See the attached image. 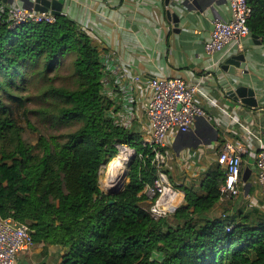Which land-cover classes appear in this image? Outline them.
I'll list each match as a JSON object with an SVG mask.
<instances>
[{"label":"trees","instance_id":"16d2710c","mask_svg":"<svg viewBox=\"0 0 264 264\" xmlns=\"http://www.w3.org/2000/svg\"><path fill=\"white\" fill-rule=\"evenodd\" d=\"M249 4V32L264 42V0ZM101 52L64 15L11 27L0 11V217L27 223L43 248L60 246L55 264H264V212H213L225 178L220 168L198 189L182 187L171 214L154 218L143 208L141 191L155 177L152 147L110 115ZM61 71L69 83L55 84ZM34 84L37 93L18 95ZM32 98L41 103L32 113L67 131L25 140L8 101L23 106ZM119 144L133 150L128 181L108 195L99 174Z\"/></svg>","mask_w":264,"mask_h":264},{"label":"crops","instance_id":"0c3cea01","mask_svg":"<svg viewBox=\"0 0 264 264\" xmlns=\"http://www.w3.org/2000/svg\"><path fill=\"white\" fill-rule=\"evenodd\" d=\"M55 1L60 3V15L90 34L101 56L112 59L126 78L140 77L132 91L129 113L125 112L127 93L118 88L115 76L105 77L104 94L112 101L110 115L142 140L150 137L146 115L152 95L149 79L179 76L198 85L196 102L205 116L197 117L188 131L171 129L167 135L164 170L170 183L181 191L184 186L198 189L209 171L220 168V151L229 145L241 147L240 193L231 199L234 204L229 201L230 211L255 208L264 212V191L255 169L256 154L264 146V42L261 37L256 42L249 34L240 50L227 48L207 54L203 47L210 37L212 20L230 18L228 0ZM5 3L32 7L26 0ZM170 13L176 15L177 23ZM229 60L237 62L240 77L223 69ZM239 86L254 91L256 106L229 95L230 89ZM246 168L250 174L244 181ZM225 202L220 198L213 212ZM39 245L35 244L30 257L37 256ZM62 251L60 246L50 245L44 248V256L56 259ZM25 257H20L18 264H26Z\"/></svg>","mask_w":264,"mask_h":264},{"label":"built area","instance_id":"2783aa9c","mask_svg":"<svg viewBox=\"0 0 264 264\" xmlns=\"http://www.w3.org/2000/svg\"><path fill=\"white\" fill-rule=\"evenodd\" d=\"M228 2L230 18L226 20L216 17L212 20L210 37L203 45L207 54L220 52L227 48L240 50L244 38L250 34L247 26V20L251 14L249 0H228ZM0 11L8 12L11 27L29 22L54 21V15L50 12H40L33 7L8 5L3 0H0ZM101 63L104 72L103 81L106 76H115L119 83L118 88L123 93H127L125 112L129 113L132 91L140 81V77L135 75L129 79L126 78L121 68L106 56H101ZM147 84L152 91L146 109L150 137L143 140V144L152 147L151 163L155 177L151 184L143 187L141 193L148 201V206L144 209L152 217L159 218L171 214L182 201L183 196V192L170 183L164 170L168 132L171 129L179 132L188 131L197 117L205 116V111L196 102L198 85L189 84L182 77H154L149 79ZM118 149L119 151L126 149L131 153V148L126 144H119ZM241 152V147L229 145L217 155L219 167L225 174L220 186L221 199H235L240 193ZM255 169L256 180L261 190L264 191V146L256 154ZM32 232L31 227L25 222L9 216L0 217V264H18L20 257L30 256L35 249Z\"/></svg>","mask_w":264,"mask_h":264},{"label":"rangeland","instance_id":"374dc122","mask_svg":"<svg viewBox=\"0 0 264 264\" xmlns=\"http://www.w3.org/2000/svg\"><path fill=\"white\" fill-rule=\"evenodd\" d=\"M67 73H68L67 71H61L60 77L55 81V84H62V82L69 83V81L66 80ZM38 89L39 88H36V86L34 84L31 86V88L28 91L20 92V94H18V95H21L22 97H26L25 95H27V93L35 94V93H37ZM8 103L11 105L13 117H15L18 124L23 127L24 139L29 141V142L35 143L40 134L55 135L61 131H63V132L67 131V129H62V130H58V131L51 129L49 127L48 123L42 122L34 113L31 112V110L38 109L41 106V103L36 98H32L30 100H25L23 106H19L16 102L8 101ZM132 152H133V150L131 149V153ZM126 163H127V161L125 162V165H124L123 175H125V172H126ZM105 167H106L105 165L102 167V169L100 170V174H99V188L103 192H105L106 190L103 189V187H102L103 184L100 183V180H101V178L104 177ZM127 181H128V178H125L124 182L126 183ZM230 201L232 202L231 199H230ZM231 202H225V204L223 205V207H225L227 209V211L228 210L230 211V209L232 207ZM141 205L143 206V208H146L148 206V201L146 199L143 200L141 202ZM223 207H221V209H218L217 211H214V212L219 214L220 212H222L224 210ZM235 207H236V204H235ZM39 247L40 248L38 250L36 257H34V255L32 257L26 256L24 258L25 260L23 262L26 264H30L32 262H36V263L38 262L40 264V262L42 260H48L49 261V259H50L51 261H49V262L51 264L57 263V260L59 257L58 255H57L56 259H53V257H52V259L49 257H45L44 254H46L47 251L44 252V248L42 247V245H39Z\"/></svg>","mask_w":264,"mask_h":264},{"label":"water","instance_id":"95a60500","mask_svg":"<svg viewBox=\"0 0 264 264\" xmlns=\"http://www.w3.org/2000/svg\"><path fill=\"white\" fill-rule=\"evenodd\" d=\"M6 1V0H3ZM30 2V5L37 11L40 12H48L50 9L51 13L55 16L59 15L60 12V3H57L55 0L49 1V0H26ZM169 16V13H168ZM170 17H172L173 21L177 23V17L174 13H170ZM252 38L259 42V36L255 34H251ZM223 69H225L227 72L231 73L234 76H241L240 68L237 65V62L234 60L227 61L223 66ZM229 95L234 98H239L242 102L250 105V106H256L257 101L254 98V91L251 88H248L246 86H239L236 89H230L228 91ZM110 162V161H109ZM108 162V163H109ZM107 164H105L106 166ZM250 169L246 168L242 173V179L246 181L249 178ZM124 178H127V169L124 175ZM125 182L121 183L114 189L106 190L105 193L108 195H116L118 194L124 187Z\"/></svg>","mask_w":264,"mask_h":264},{"label":"bare ground","instance_id":"6f19581e","mask_svg":"<svg viewBox=\"0 0 264 264\" xmlns=\"http://www.w3.org/2000/svg\"><path fill=\"white\" fill-rule=\"evenodd\" d=\"M130 155V151L121 149L119 154L112 158L106 165L104 177L100 180L104 190L114 189L121 183H124V165L125 162L128 161Z\"/></svg>","mask_w":264,"mask_h":264}]
</instances>
